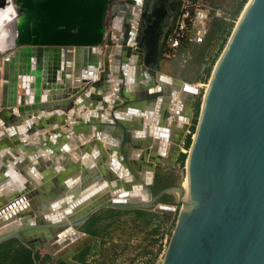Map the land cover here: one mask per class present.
<instances>
[{
  "label": "water",
  "instance_id": "95a60500",
  "mask_svg": "<svg viewBox=\"0 0 264 264\" xmlns=\"http://www.w3.org/2000/svg\"><path fill=\"white\" fill-rule=\"evenodd\" d=\"M152 1L155 0H146L147 3ZM7 4L9 0H0V9ZM108 4L109 0H103L95 10L93 7L81 8L80 1L76 3V0L16 2L19 16L22 14V8L28 13L35 9L39 16L32 27L34 37L27 35L25 40L17 41L12 47L17 48V51L13 56H9L10 69L13 71L12 76L10 75L12 99H15L16 78L23 76L25 72L31 73L30 70L33 69L31 67L35 65L32 64L33 61L39 63L43 57L45 64L48 57H51L48 53L54 50L58 59L61 47L84 48L102 44ZM178 6V2L157 0L149 13L147 10L140 12L135 6L124 16L128 24L122 25L132 27L131 23L135 22L136 15H139V22H143L144 25V28L140 29L141 36L135 47L139 51L143 50L139 63L148 70L150 75L148 78L154 76L157 81L164 84L170 82L155 72L164 34L162 24L167 7L177 12ZM72 10L81 13L84 21L81 20L78 24L71 23ZM117 12V8L112 6L111 15L115 17ZM69 26L73 28H68ZM34 38L36 39L33 40ZM81 50L84 52V49ZM83 56L81 54V57ZM88 58L87 62L83 59L84 66L88 63L90 65L88 66L94 69L97 66V54L92 53ZM123 59L124 56L121 57V60ZM119 68L123 71L125 69L122 63L116 66L117 70ZM35 71L34 81L36 90L38 89L36 95L40 87L37 83L40 81L39 67ZM146 74L145 71L142 72L143 76ZM182 91L189 92V89L184 85ZM167 93L169 101L174 102L172 95H177L176 90ZM161 100L162 96L159 95L153 122L156 142L163 136L160 132L169 131L157 126L156 114ZM178 105L180 108L182 104ZM190 106L191 102L189 108ZM126 111L138 113V109L131 107ZM187 114L189 117V109ZM113 118L130 120L126 115L116 112L113 113ZM115 124L119 125L117 122ZM151 130L152 127L149 126L146 131L148 137L151 136ZM122 132L123 142L128 136L133 139L145 136V133H126L124 128ZM186 155L185 199L176 217L161 264H264V0H248L244 5L226 46L214 65ZM144 159L142 156L141 160ZM120 161L127 164L124 155H120ZM114 165V178H118L117 182L107 177L100 183L86 182L77 192L68 193L57 203L49 204V209L52 210L41 215V219L49 223L45 224V228L55 229L52 239L56 240V245L67 241L71 234L73 236L83 234L80 230L81 233L74 232L71 225L64 221L65 217L71 216L76 209L107 186L111 187V194L118 196L119 199H111L108 204L84 213L77 219L79 222H83L93 212L102 208L153 209L162 218L170 217L175 209L159 202L163 194L171 197L173 205L181 204L180 199L172 193L173 189H180L181 186H171L159 191L155 196L151 195L148 187L153 181L144 179L145 175L153 176L151 167L141 174L140 181L134 183L133 176L140 169L139 166L132 169L127 164L128 171L122 173L120 163ZM167 165H172V162ZM78 178L76 176L60 179L61 184L68 187ZM143 186L146 187L144 194L148 200L128 204L126 198L129 197L130 191L142 190ZM21 201L22 199L18 198L0 209L3 221L21 216L20 213L25 207L19 206ZM17 224L18 221L14 220L0 229L2 235L0 243L16 237L33 248L42 247L43 242L40 238L31 241L17 233L8 232V229L16 227ZM7 232L8 234H5ZM85 237L88 242L91 241V237L87 235ZM82 247L66 256L58 257L47 247L44 249L60 264H79L70 258Z\"/></svg>",
  "mask_w": 264,
  "mask_h": 264
},
{
  "label": "bare ground",
  "instance_id": "6f19581e",
  "mask_svg": "<svg viewBox=\"0 0 264 264\" xmlns=\"http://www.w3.org/2000/svg\"><path fill=\"white\" fill-rule=\"evenodd\" d=\"M20 1L11 0L15 16L8 14L5 18L3 15L9 4L0 9V55L12 49L17 41L25 40L27 35L34 37L32 27L39 15L35 9L28 13L22 8V14L19 16L16 2ZM78 1H80L81 8L93 7L95 10L97 5L103 3V0ZM78 1L76 0V3ZM136 7L140 11L141 0H137ZM126 14L122 13V15L113 17V27L109 35L103 30L102 37L108 38L104 50L101 44L84 48L80 46L61 47L58 59H56L57 55L54 50L48 53L51 57H48L45 64L43 57L40 58L39 63L33 61L32 64L35 65L31 67L32 72H25L23 76L16 78L14 100L11 97L13 71L10 69V57L1 58L0 209L18 198L22 199L19 206L25 207L18 218L12 217L8 221H3V215H0V229L5 224L17 220L18 224L8 229L9 233H17L31 241H34V238H40L43 242L42 248L47 247L56 257L66 256L86 244L88 239L84 234L76 236L71 234L67 241L56 245V240L52 239L55 229H46L45 224L49 223L41 219L43 213L52 210L49 209V204L57 203L68 193L77 192L86 182L99 181L100 183L106 177L117 182L118 178H114V163L117 162L121 165L122 173L128 171L127 164L132 169L135 168L134 166H139L140 169L133 176L134 183H137L141 180L142 173L150 167L153 170L156 162L171 161L173 149L180 141L181 135L179 134L186 131V122L190 119L187 116L188 100L192 98L193 93L195 94V86L178 85L173 79L162 74L160 75L170 84L161 83L154 76L148 78L150 76L148 70L142 69L139 63L143 55L135 53V50L128 57L130 46L136 47L137 44L135 29L140 17L136 15L135 22L131 23L132 27H124L127 29L125 30L122 29V21ZM71 18L73 24L84 21L81 13L78 14L73 10ZM72 26L68 28H73ZM81 49H84V52ZM92 53L97 54V66L93 69L87 63L85 70L83 59L87 62L88 55ZM100 53L101 58H99ZM81 54L84 56L81 57ZM122 56H124V61L121 60ZM120 63L124 65V71L122 68L121 70L116 69ZM37 67L40 72V81L38 80L37 83L40 84L39 88L42 89L43 94L38 92L35 96L38 91L34 81ZM143 71L147 73L146 76L142 75ZM96 82L97 85H94L93 83ZM85 84H87L85 87L87 89L82 93V87ZM184 85L189 92L182 91ZM207 87L208 84L205 90ZM28 88L31 92L32 103L19 105L18 96ZM170 90L177 92V95H172L174 102L169 101L167 92ZM159 95L162 96V100L156 114L157 126H162L164 112L170 107L173 108L175 121L172 127L165 125L169 131L160 132L163 136H160L156 142L153 135L154 126L152 136L148 137L146 135L148 127L145 124L141 127V124L147 116L151 122H146V124L154 125L153 118L156 116H151V114H155ZM40 100L45 102L35 104ZM178 103L182 104L180 108ZM128 107L138 109V113L127 112ZM114 112L126 115L130 120H116L113 118ZM30 116L32 117L29 118ZM86 123L89 127L85 125ZM123 128L126 133H140L139 131L143 130L145 136L139 139L128 136L123 142ZM123 145L127 146V153L124 152ZM120 155H125L127 164L120 161ZM139 155L145 157L142 163L137 162ZM28 172L29 174H26ZM76 176L79 177L78 180L68 187L57 184L59 178ZM144 179L153 181V176L145 175ZM186 186L185 177L184 186L178 189L176 194L172 190L173 195L181 201L180 210L183 207ZM144 188L146 187L143 186L142 190L130 191L129 197L126 198L127 203L147 201L148 197L143 195ZM21 191L24 192L21 193ZM117 198L119 199L118 196L111 194V187L107 186L82 204L71 216L65 217L64 221L71 225L74 232L81 233L74 228V224L79 222L77 219H80L84 213ZM76 221L77 223H74Z\"/></svg>",
  "mask_w": 264,
  "mask_h": 264
},
{
  "label": "rangeland",
  "instance_id": "374dc122",
  "mask_svg": "<svg viewBox=\"0 0 264 264\" xmlns=\"http://www.w3.org/2000/svg\"><path fill=\"white\" fill-rule=\"evenodd\" d=\"M98 1L99 0H97V2ZM167 1L170 3L179 2L180 0ZM192 1H200L223 11L226 19L224 22L227 24V27L230 26V30L228 33H225L223 37L222 35H215V33L211 31L202 45L185 47V51L181 50L175 52L174 56H170V58H166L162 55L163 40L161 42L159 61L155 72L168 76L178 85L189 84L195 86L196 90H194L195 94L193 93L192 101L191 98L188 100L189 102L191 101V106L189 108L190 119L186 122V131L183 134H179V136L181 135L180 141L173 149L174 158L172 165H166L169 164L167 162H156L153 167V182L152 185L148 187V191L152 193V196H155L158 190L160 191L166 187L184 186L186 154H188L190 142L194 136L205 86L210 80L214 65L226 46L244 4L248 0ZM242 1H244L243 6L238 14L233 17V13ZM116 3H124V0H109L104 19L107 35L110 34V30L113 27L111 11L112 6ZM138 23L139 30L138 34H136L137 40H139L141 36L140 29L144 28L143 22ZM171 26L172 23L169 28ZM138 27L136 26V29ZM167 30L166 37L170 31L168 28ZM107 40L108 38H105L101 44L103 50L107 46ZM130 47V55L128 57H130L132 55L131 53L135 52V50V53L143 55V50L139 51L135 49V47ZM16 51L17 48L4 51L0 55V62L2 57L13 56ZM125 53L128 55V51ZM99 58H101V53ZM140 67L145 69L142 64H140ZM84 69L86 70L87 66H84ZM87 84L82 87V93L86 91L87 88L85 87H87ZM93 84L97 85V82ZM39 92L43 94L40 88ZM30 94L29 88L20 94L18 96L19 105L31 104L32 96H30ZM91 94L94 95L93 93ZM41 102L45 101H36L35 104ZM31 117L32 116L29 118ZM174 121L173 108L170 107L169 110L164 112L162 124L172 127ZM85 125L89 127L88 123ZM177 148L178 152H176ZM123 150L127 153V146H124ZM56 151H58V148H56ZM142 156L143 155H139V160H137V162L142 163L144 161L141 160ZM155 179L157 181H155ZM57 184H61L60 178L57 180ZM177 191L178 189H173L174 194H176ZM23 192L24 191H21V193ZM143 195L145 196V194ZM161 197L162 198L159 199L160 203L173 206L175 209L170 217L162 218V216L153 209L120 210L102 208L93 212L87 219L83 220V222H74L77 223L74 228L91 237V241L84 244L85 246L82 245L83 247L70 259L79 264H161L170 235L177 220L176 217L181 208V204L173 205L170 196L163 194ZM17 247H23L30 251L34 264H60L51 257L44 248H33L16 237L8 238V240L0 243V254L7 252L9 249L13 251ZM44 255H49V257L45 261H42Z\"/></svg>",
  "mask_w": 264,
  "mask_h": 264
},
{
  "label": "built area",
  "instance_id": "2783aa9c",
  "mask_svg": "<svg viewBox=\"0 0 264 264\" xmlns=\"http://www.w3.org/2000/svg\"><path fill=\"white\" fill-rule=\"evenodd\" d=\"M167 37H163V56L170 58L185 47L202 45L212 27L225 21V13L200 1L180 0Z\"/></svg>",
  "mask_w": 264,
  "mask_h": 264
},
{
  "label": "trees",
  "instance_id": "16d2710c",
  "mask_svg": "<svg viewBox=\"0 0 264 264\" xmlns=\"http://www.w3.org/2000/svg\"><path fill=\"white\" fill-rule=\"evenodd\" d=\"M243 4H244V1H242L239 4L237 9L233 13L234 15L233 17H235L238 14ZM229 27H227V24L221 20L217 22L214 27H212V32L215 33V35H219V36L222 35L223 37L225 33L229 32L230 30ZM48 257L49 255H44V257L42 258V261H45ZM0 264H34V261H33L30 251H28L27 249L23 247H17L13 251L12 249H9L7 252H3L2 254H0Z\"/></svg>",
  "mask_w": 264,
  "mask_h": 264
},
{
  "label": "flooded vegetation",
  "instance_id": "af4514ba",
  "mask_svg": "<svg viewBox=\"0 0 264 264\" xmlns=\"http://www.w3.org/2000/svg\"><path fill=\"white\" fill-rule=\"evenodd\" d=\"M156 1L157 0L147 3L146 0H141L140 12H143V11L147 10V12L149 13L152 10L153 3H155ZM136 2H137V0H128V2H127V0H124V3H120V4L116 3L114 6L117 8V11H118L117 15H122V13L126 14V12L129 13L132 9L135 8ZM175 13L176 12L174 11V9H171L170 7L169 8L167 7L166 15L164 17V21H163V24H162V27H163L162 30H164V34L162 36V40H163V37H165V35H166L167 31H168L167 28H169L170 24L172 23V21L174 19ZM112 21H113V16H112ZM126 24H128L127 18L123 17L122 25H126ZM126 28H124L122 26V29L127 30ZM138 29H139V27L136 29L137 34H138ZM122 31L124 32V30H122ZM124 37H125V35H124ZM167 188L168 187H166L165 189H167ZM165 189H162V190H165ZM162 190H160V191H162ZM158 192H159V190H158ZM158 192H156L155 194H157Z\"/></svg>",
  "mask_w": 264,
  "mask_h": 264
},
{
  "label": "crops",
  "instance_id": "0c3cea01",
  "mask_svg": "<svg viewBox=\"0 0 264 264\" xmlns=\"http://www.w3.org/2000/svg\"><path fill=\"white\" fill-rule=\"evenodd\" d=\"M155 116V114H151V116ZM146 116V115H145ZM148 117L146 116V118H144V121H143V123L141 124V127H143V125L145 124V126L146 127H149V126H151L152 127V129H153V126H155V125H148V124H146V122H148V123H150L151 122V120H149V118L147 119ZM154 119V118H153ZM150 121V122H149ZM154 122V121H153ZM154 124V123H153ZM161 124H162V122H161ZM157 125H158V122H157ZM158 127H160V128H165V129H168L167 127H165V125H163L162 124V126H158ZM140 133H144V131L143 130H140L139 131ZM182 134V133H181ZM151 136H152V130H151ZM150 136V137H151ZM173 155V157H172V159H171V161L169 160V161H165V162H167V163H170V162H173V158H174V153L172 154ZM167 165V164H166Z\"/></svg>",
  "mask_w": 264,
  "mask_h": 264
},
{
  "label": "clouds",
  "instance_id": "9594fccd",
  "mask_svg": "<svg viewBox=\"0 0 264 264\" xmlns=\"http://www.w3.org/2000/svg\"><path fill=\"white\" fill-rule=\"evenodd\" d=\"M5 14H12L13 16H15V12L13 11V7L11 6V0H9V6L7 7V9L4 11L3 15L5 16Z\"/></svg>",
  "mask_w": 264,
  "mask_h": 264
},
{
  "label": "snow or ice",
  "instance_id": "6c2138e0",
  "mask_svg": "<svg viewBox=\"0 0 264 264\" xmlns=\"http://www.w3.org/2000/svg\"><path fill=\"white\" fill-rule=\"evenodd\" d=\"M5 18H7V14H5Z\"/></svg>",
  "mask_w": 264,
  "mask_h": 264
}]
</instances>
